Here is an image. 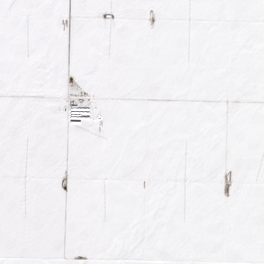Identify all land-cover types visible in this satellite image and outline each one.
<instances>
[{"label":"crops","instance_id":"0c3cea01","mask_svg":"<svg viewBox=\"0 0 264 264\" xmlns=\"http://www.w3.org/2000/svg\"><path fill=\"white\" fill-rule=\"evenodd\" d=\"M0 92V264H264V0H0Z\"/></svg>","mask_w":264,"mask_h":264},{"label":"rangeland","instance_id":"374dc122","mask_svg":"<svg viewBox=\"0 0 264 264\" xmlns=\"http://www.w3.org/2000/svg\"><path fill=\"white\" fill-rule=\"evenodd\" d=\"M72 5H75V4L73 2H72V4L71 3L68 4V6H72ZM52 17L55 18L57 20V22H59L60 25L69 34H71L73 32V30H75V28L77 29L79 26H81L88 19V16L86 15V13L79 6H77V7L74 6V8L72 10L71 9H67V11H65V13H64V16L55 15V13H54L52 15ZM135 17L137 18L136 19L137 22L141 23L144 26V28L146 30H148V31L152 30L153 32H155L157 29H159L163 25V23H165V21H163V19L159 20V19L156 18L157 16L155 15V9L151 5V3H149V2L145 3L135 13ZM214 22L217 25H221L220 22H222V21H220V17H218L217 19H215ZM234 28H235V26H234ZM234 28H233V30H234ZM65 86H66V90H65L66 94L70 90H71V92H73L72 86H71L69 81L65 84ZM77 91L78 90H76V93H77ZM59 93H56V95L58 96ZM55 98H57V97H55ZM3 99H4V95L0 92V103L3 101ZM217 99H219V98L217 97ZM63 112H64V110H63ZM65 121H66V119H65ZM86 128L94 129V127H92V126H89V127H86ZM69 175L72 176V180L71 181L68 180ZM151 178L152 177L150 176V173L147 171V169H145V170H142L141 172L135 174L130 179V181H131L132 184L136 185V187H138V189L141 192L146 194L151 189V188L149 189V186H150V183H151ZM53 180H55L57 184L61 185V187H62L61 189L64 192H69L70 191L71 182H72V184L77 183V186H79L81 184V181H82L74 173H72V174H69V173L68 174L57 173V174H55V176H53ZM146 181L149 182V186L148 185L146 186V184H145ZM239 186H240V184L235 179H233L232 176H230L229 179L226 181V192L225 193L230 195L233 191H235L237 188H239Z\"/></svg>","mask_w":264,"mask_h":264},{"label":"built area","instance_id":"2783aa9c","mask_svg":"<svg viewBox=\"0 0 264 264\" xmlns=\"http://www.w3.org/2000/svg\"><path fill=\"white\" fill-rule=\"evenodd\" d=\"M105 18L111 19L113 14H107ZM70 92L71 90L66 94L65 99L68 102H66L65 108L63 107V115L67 124L77 127L92 126L96 131L101 130V118L95 102L84 92Z\"/></svg>","mask_w":264,"mask_h":264},{"label":"bare ground","instance_id":"6f19581e","mask_svg":"<svg viewBox=\"0 0 264 264\" xmlns=\"http://www.w3.org/2000/svg\"><path fill=\"white\" fill-rule=\"evenodd\" d=\"M73 89V88H72ZM65 102H68L67 99H65ZM65 106H66V103H65Z\"/></svg>","mask_w":264,"mask_h":264}]
</instances>
